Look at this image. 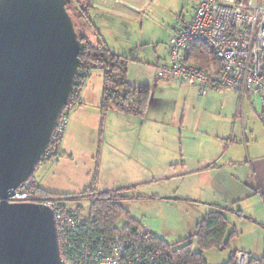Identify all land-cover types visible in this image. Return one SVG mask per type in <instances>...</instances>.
Listing matches in <instances>:
<instances>
[{
  "label": "crops",
  "instance_id": "crops-1",
  "mask_svg": "<svg viewBox=\"0 0 264 264\" xmlns=\"http://www.w3.org/2000/svg\"><path fill=\"white\" fill-rule=\"evenodd\" d=\"M88 1L89 17L94 26L93 41L103 43L111 53L128 60V83L132 87L148 88L150 99L141 118L114 111L104 114V128L110 120H115L118 124L117 133L106 139L109 156L114 161H111L112 166H108L109 170L101 169L113 177L106 181H95L93 178L85 190L90 186L94 193L85 196L92 198L118 192L121 197L128 199L127 194L131 193L129 190L136 189L137 198L172 205L190 203L196 209L202 207L204 210L197 218L199 221L197 220L196 226L206 214L216 210L224 213L227 222L228 215L241 218L245 215L243 203H251L254 212L245 216L264 233V103L254 95H238L230 89H212L199 96L194 86L161 79L158 76V66L167 57L169 30L163 44L153 48V53L149 52V55L134 53L140 50L133 47V44L130 46L122 41V31H115L113 39L105 35L104 24L112 20L116 25L138 23L142 31L144 25L146 31L151 30L156 20H152L154 16L148 9L157 0ZM200 1L165 0L163 10L170 15L167 21L172 22L170 34L183 21L193 16ZM192 51L191 46L187 48V59L193 54ZM209 66L217 68L214 64ZM93 109L79 107L71 116L60 142L61 156L55 160L57 163L70 162L73 147L92 151L90 147H86V138L90 129L87 121L89 115L99 118V114H94ZM246 117L258 120V126L262 129L259 133L261 138L255 128L247 130L244 122ZM129 170L130 174L133 172L131 175L137 176L127 177L125 181L119 180L116 183L118 180L114 179L119 178L116 174L121 171L128 174ZM168 171L170 174L166 175ZM144 174L148 177H144ZM177 178H199L201 185L220 178L217 180L219 190L216 197L210 195L203 198L196 189L182 190L172 185ZM228 180L230 186L227 184ZM38 186L45 191L42 185ZM147 187H151L147 194L138 191ZM45 192L53 194L48 189ZM227 246L228 244L219 248L224 250ZM238 252L244 253L233 251L230 255ZM245 254L250 259L254 258L252 253Z\"/></svg>",
  "mask_w": 264,
  "mask_h": 264
},
{
  "label": "water",
  "instance_id": "water-1",
  "mask_svg": "<svg viewBox=\"0 0 264 264\" xmlns=\"http://www.w3.org/2000/svg\"><path fill=\"white\" fill-rule=\"evenodd\" d=\"M71 0H0V264H65L53 212L11 204L66 107L83 44Z\"/></svg>",
  "mask_w": 264,
  "mask_h": 264
},
{
  "label": "built area",
  "instance_id": "built-area-1",
  "mask_svg": "<svg viewBox=\"0 0 264 264\" xmlns=\"http://www.w3.org/2000/svg\"><path fill=\"white\" fill-rule=\"evenodd\" d=\"M192 44L210 51L218 62L217 68L189 63L185 52ZM92 71L102 74L105 68L90 62L85 52L78 61L71 96H79ZM158 76L194 86L199 96L212 89H230L238 95H254L264 103V0H258L256 5L253 0H201L193 16L169 37L167 57L158 66ZM76 105L70 98L62 110L41 161L57 157L68 117ZM7 201L37 204L53 212L65 264H171L167 252L141 236L134 239L117 235L109 239L91 228L80 211L58 205L56 198L39 195L29 181L15 189ZM233 264H250V257L238 252Z\"/></svg>",
  "mask_w": 264,
  "mask_h": 264
},
{
  "label": "rangeland",
  "instance_id": "rangeland-1",
  "mask_svg": "<svg viewBox=\"0 0 264 264\" xmlns=\"http://www.w3.org/2000/svg\"><path fill=\"white\" fill-rule=\"evenodd\" d=\"M257 1L258 0H253V4L256 5ZM82 4L84 5L85 3L83 2ZM164 5L165 0H157L152 3L148 9L152 11L154 16L152 20H156L154 22L152 21L154 27H151V30L146 31L144 25V31H142L138 23L126 26V24L121 23L116 25L114 20L108 22L105 20V35L108 38L113 39V33H115V31H122V41L130 46L133 44V47L140 50H137L134 53L141 52L142 55H149V52L153 53V48L161 45V43L163 44V39L167 37V31L169 30L168 39L172 32V28H170L172 22L167 21L170 18V15L163 10ZM74 8V4L71 3L69 5V14L73 20L76 32L79 35H82L83 29H86V25L80 21ZM99 19L102 21L104 20V18ZM144 48L147 50L144 51ZM102 87V74L98 71H92L79 94V98L83 102V105H76L75 109L70 112L68 117L69 124L71 116L79 107L94 108V114H99L98 119H95L93 115H89V118L87 119L90 129L87 131L86 139H88V146L86 147H90L92 151H85L82 147H73L71 152L72 160L70 162L63 161L59 162V164L55 160L41 161L32 175V179L36 181L37 185H42L45 191L48 189V191L50 190L57 196L55 198L58 205L64 206L68 209L78 210L86 218H89L88 211L90 207V197L82 195L83 191L92 183L91 181H93V178L95 181H106L113 177L107 175V173L103 172L101 169H108V166H112L111 161H114L113 158H110L109 156L110 151L106 145V139H109V137H112L117 133L118 124L115 120H110L108 122L109 124L106 125L107 127L104 128V119L106 115H100L101 111L99 109L102 97ZM244 122L246 123L245 127L247 130L249 128H255L260 136L259 133H261L262 129L261 126H258L259 122L255 117L254 119L246 117ZM253 123L254 126L252 125ZM128 172V174H125L122 171L117 173L116 176L119 178L116 177L117 179H114L118 180L116 183H119V180L125 181L127 177L133 178L132 176H137L131 175L133 172L131 171L132 173L130 174V170ZM166 173V175H168L170 174V171ZM144 177L147 178L148 176L144 174ZM180 179L181 178H177L172 185H176L177 188L182 190L185 188L188 190L196 189V192L200 193L203 198L210 195L216 197L219 190L218 181L220 178H214V181L207 185H201L199 178ZM227 184L230 186L231 183L229 180L227 181ZM150 190L151 187H147L141 188L138 191L147 194ZM129 192L131 193H126L128 199H124L121 204L131 220L137 223L140 230L151 233L170 245L179 243L186 239V237L188 239L190 234H194L198 220L197 218L200 217L201 213H204L202 207L196 209L190 203L172 205L157 200L137 198L136 189L129 190ZM250 204L251 203H243L245 215L254 212V207ZM245 215L241 218L237 215H228V231H234V233L229 237L228 246L224 250L216 248L203 252L207 264H225L230 257V253L233 251L252 253L254 258L257 259H260L263 256L264 233L259 226L256 227V225L247 219V216ZM125 224L126 220L122 218L119 220L116 227L122 229ZM254 228H257V230ZM194 250H197L196 244H194Z\"/></svg>",
  "mask_w": 264,
  "mask_h": 264
},
{
  "label": "trees",
  "instance_id": "trees-1",
  "mask_svg": "<svg viewBox=\"0 0 264 264\" xmlns=\"http://www.w3.org/2000/svg\"><path fill=\"white\" fill-rule=\"evenodd\" d=\"M85 3L84 5L82 3ZM74 4V11L86 29L83 34L78 35L83 44V50L78 55V59L83 53H88V60L92 63L102 65L105 68L103 76L102 97L100 104L101 115L107 111H114L126 115L143 117L150 99L148 88L132 87L127 81L128 60L122 56L111 53L101 42H94V26L89 17L88 0H71ZM69 4V5H70ZM69 5L66 10L69 14ZM70 16V14H69ZM71 17V16H70ZM72 19V18H71ZM73 22V20H72ZM193 53L189 59H185L196 66L208 67L209 64L218 66L214 55L200 44L190 45ZM189 46V47H190ZM82 106L79 96H71ZM61 156L60 149L57 157ZM38 167V166H37ZM32 188L41 196L57 197L54 194L43 191L32 179L29 178ZM94 190L89 186L82 195L93 194ZM124 200L118 192L92 196L88 211L87 224L97 231L103 232L109 239L114 236H128L134 239L141 236L142 240L154 244L158 249L167 252V258L171 264H207L203 252L210 249H218L228 244V239L233 232L228 231V222L224 213L216 210L206 214L196 226L195 233L186 240L170 245L157 236L140 230L135 221L126 213L121 202ZM124 218L126 224L122 229H118L117 223ZM196 244L197 250H194ZM235 254H231L225 264H233ZM250 264H264V254L260 259H250Z\"/></svg>",
  "mask_w": 264,
  "mask_h": 264
}]
</instances>
